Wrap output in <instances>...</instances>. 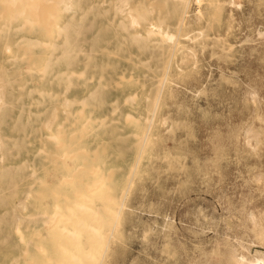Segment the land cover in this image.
<instances>
[{
    "label": "rangeland",
    "instance_id": "rangeland-1",
    "mask_svg": "<svg viewBox=\"0 0 264 264\" xmlns=\"http://www.w3.org/2000/svg\"><path fill=\"white\" fill-rule=\"evenodd\" d=\"M69 1L0 2V264H74L120 203L100 264L264 256V0Z\"/></svg>",
    "mask_w": 264,
    "mask_h": 264
},
{
    "label": "bare ground",
    "instance_id": "bare-ground-1",
    "mask_svg": "<svg viewBox=\"0 0 264 264\" xmlns=\"http://www.w3.org/2000/svg\"><path fill=\"white\" fill-rule=\"evenodd\" d=\"M2 1L5 3V4H8L9 6V8L8 9H11V8H20L19 9V11H16V12H19V13H22V12H29L30 10L29 9H31L32 11H34V10H36L39 6H40V4H41V1H43V0H0V2L2 3ZM47 1H50V0H46V2ZM122 1V4H126V3H128L129 2V0H121ZM179 1V4L181 5V7H183V8H185V5H186V2H187V0H178ZM196 2L198 3H200L201 2V0H196ZM232 2H233V0H232ZM236 2V1H235ZM234 3V2H233ZM236 4H238L237 2H236ZM53 5L54 6H57V5H60L61 7H62V9H64V10H69V9H71V4H70V1L69 0H53ZM114 5V4H113ZM45 8V7H44ZM3 9V8H2ZM41 9V8H40ZM50 9V8H49ZM152 9V8H151ZM29 10V11H28ZM52 10V9H51ZM196 10H197V8H196ZM1 11V10H0ZM15 11V10H14ZM16 12H12L13 13V16H14V14L16 13ZM34 13H35V15H37V13L36 12H32L31 13V15L30 16H32V18L33 17H35L34 16ZM136 13V12H135ZM184 13V12H183ZM2 14V13H1ZM43 14V13H42ZM127 14H128V12H127ZM9 15V14H8ZM52 16H53V14H51ZM51 15H49V16H51ZM12 16V17H13ZM43 17H44V15H43ZM137 17H142L141 16V14H137V15H131L130 16V21H132V22H134L135 24H136V22H137ZM24 18V17H23ZM31 18V19H32ZM40 18V17H39ZM49 18H51V17H49ZM26 19V18H25ZM36 22H38L37 20H36V18L34 19ZM34 20H32V22L34 21ZM51 20V19H50ZM50 20H47V22H49ZM26 21V20H25ZM131 22V23H132ZM24 23V22H23ZM29 23V22H28ZM45 24H47V23H45ZM22 25V24H21ZM56 25L57 26H59V29H66L67 27H68V24L66 23L65 25H60V24H58V23H56ZM137 25V24H136ZM45 26V25H44ZM17 27V26H16ZM46 27H48V24L46 25ZM178 30V29H177ZM264 32V31H263ZM145 33H147V34H152V33H158V34H162V36L165 38V39H168V40H171L172 38H173V36H175L174 35V33L173 32H171V31H169V30H167V29H163L162 27H161V23H155V22H152V21H149L148 22V24H147V27H146V30H145ZM136 34V33H135ZM137 35V34H136ZM139 36V35H138ZM183 36H186V35H183ZM20 38V37H19ZM32 38H34V37H32ZM34 39H36V37L34 38ZM174 39H175V37H174ZM38 40V39H37ZM174 41V40H173ZM42 43H43V41H42ZM46 42H44V44H45ZM50 44H52V43H50ZM173 45V44H172ZM173 48V47H172ZM7 49V48H6ZM172 51V50H171ZM170 51V52H171ZM53 53V52H52ZM169 56H170V53H169ZM168 56V57H169ZM47 59V58H46ZM49 62V61H48ZM167 63H168V60H167ZM193 64V63H192ZM168 65V64H167ZM167 67V66H166ZM165 70V69H164ZM40 71V70H39ZM165 72V71H164ZM36 73V72H35ZM71 73V72H70ZM72 73H74L73 71H72ZM83 73V72H82ZM78 74H81V73H78ZM78 74H77V76H78ZM163 76H164V74H163ZM160 78V77H159ZM163 78V77H162ZM160 80V79H159ZM33 81V80H32ZM36 81V80H35ZM34 81V82H35ZM162 82V80L160 81V83ZM33 83V82H32ZM35 84H37V83H35ZM156 84H158L159 85V81L156 83ZM161 84H163V83H161ZM31 85V84H30ZM162 86V85H161ZM156 87H157V85H156ZM158 89V88H157ZM158 92H160L159 90H158ZM197 92V91H196ZM92 95V94H91ZM156 95H157V93H156ZM133 96V95H132ZM132 96H130V98L132 99ZM129 97V96H128ZM153 97V96H152ZM156 97V96H155ZM159 96L157 95V98H158ZM129 98V99H130ZM154 98V97H153ZM156 98V99H157ZM154 100V99H153ZM82 101V100H81ZM78 103H79V101H78ZM153 103H154V105H156L155 103L156 102H154L153 101ZM153 105V104H152ZM154 107V106H153ZM155 108V107H154ZM116 109V108H115ZM79 111L80 110H78V113H79ZM152 111H154V109L153 110H151V112ZM81 112V111H80ZM126 114V113H125ZM153 115V114H152ZM151 116V115H150ZM124 118H126V117H124ZM128 118V117H127ZM152 118V117H151ZM88 118H86L85 119V121L87 120ZM146 119V118H145ZM145 119H144V121H145ZM149 119V118H148ZM177 122V121H176ZM149 123V122H148ZM150 123H151V120H150ZM83 124V123H82ZM44 125V124H43ZM81 127V126H80ZM148 128V127H147ZM146 128V129H147ZM57 129H58V127H57ZM47 130H48V128H47ZM147 133V132H146ZM58 134V133H57ZM145 134V133H144ZM133 135H135V134H133ZM49 136V135H48ZM48 136H46V138L48 137ZM51 136V135H50ZM90 136V135H89ZM145 136V135H144ZM137 137V136H136ZM140 137H142V134H141V136ZM138 138V139H142L143 141H144V139L143 138ZM51 137H48V139H50ZM145 138V137H144ZM52 139L54 140V137H53V135H52ZM138 141V140H137ZM60 143V142H59ZM143 143V142H142ZM57 145V144H56ZM55 146V145H54ZM58 146V145H57ZM56 148V147H55ZM63 153H64V150L62 151ZM138 154H139V151L137 152ZM62 156H63V154L61 155V158H62ZM68 157V156H67ZM60 158V157H59ZM137 158V157H136ZM135 165V164H134ZM133 165V166H134ZM79 167V166H78ZM132 170V169H131ZM33 174V173H32ZM127 175V174H126ZM131 175V174H130ZM102 176V175H101ZM66 178H68V177H66ZM71 178V177H70ZM102 178V177H101ZM101 178H98V180L99 179H101ZM60 180H62V176H61V179ZM68 181V180H67ZM77 183V182H76ZM93 185H96V182L93 180ZM78 185V184H77ZM76 186V185H75ZM95 186H93V188H94ZM92 188V187H91ZM90 189V188H89ZM88 190V189H87ZM86 189H85V191H87ZM242 190V189H241ZM125 191V190H124ZM241 192V191H240ZM247 192V191H246ZM251 192H252V190H251ZM74 193V192H73ZM78 194V193H77ZM234 194V193H233ZM240 194V193H239ZM242 194V193H241ZM85 196V197H84ZM82 200H84V201H81L80 203H78L77 205H76V203L74 202L73 204H74V207H75V210L73 211V212H79V211H86L87 209H88V207H87V205L85 204V201L86 200H88L87 198L89 197V194H85V195H82ZM123 197V196H122ZM106 198V197H105ZM109 198V197H108ZM237 198V197H236ZM122 199V198H121ZM107 200H109V199H107ZM77 202V201H76ZM18 205H20V204H18ZM116 204H114L113 205V207L109 210V212L111 211V214L110 215H107V217H103L100 221H99V223L98 224H94V223H92L90 220H89V218H90V214L91 213H93L92 211H90L89 209V212H91V213H89V218H88V220L85 218V225H86V230L88 231V232H90V233H92L94 236L93 237H97L96 239H92V238H90V240L89 239H87V240H85V242H84V246H83V242L80 244V242H79V240H77L76 238H74L73 239V236L72 237H70V239H73V240H71L72 241V246H71V249H70V251H71V253H72V250H74V252H76V251H78L79 249H84L85 251H86V253H82V257H79L78 259L76 258V256H73V255H71L70 253L68 254V260L71 258V256L73 257L72 259H74V257H75V260H74V264H100L101 263V261H102V259H103V257L105 256V254L108 252V248L109 247H107V246H105L104 248H101V244H102V242H103V237L105 236V234H106V232L103 234V236H102V232H103V229H105V225L107 224V223H109L108 221H110V224H113L115 221H113V219H111V218H116L117 217V215H118V211H119V207L120 206H122V203H120V205L118 204V206H115ZM21 206V205H20ZM77 206V207H76ZM248 206V205H247ZM54 207H55V205H54ZM106 209H107V207H105ZM65 209H66V206H65ZM104 209V208H103ZM242 209V208H241ZM239 210V209H238ZM243 210V209H242ZM46 213V208H40L39 209V212L38 213H35V214H42L43 216H44V214ZM70 213H71V211L69 212V214L68 215H70ZM82 213V212H81ZM34 214V215H35ZM56 214H58V213H55L54 212V214H53V212H52V214L50 215V217H54V218H52L51 219V224L53 225L54 223H56V218H55V215ZM33 216V215H32ZM96 216V215H95ZM28 217V216H27ZM65 218H66V216H64ZM63 217V218H64ZM96 218V217H95ZM48 219V218H47ZM62 219V218H61ZM245 219V218H244ZM112 220V221H111ZM46 220H44V222H43V224H46L47 225V222H45ZM72 222H73V227H76L75 228V230H77V227H78V229H79V227H82L83 225H82V223H81V225L82 226H80V224L78 223V222H74L73 220H72ZM112 222V223H111ZM50 224V223H49ZM48 224V225H49ZM47 225V226H48ZM78 225V226H77ZM117 226V225H116ZM18 227V225L17 224H15L14 225V228H16L17 230H19V228H17ZM63 227V226H62ZM60 228V230L62 229V230H66L64 227V229L63 228ZM72 228V227H71ZM249 229V228H248ZM247 229V230H248ZM73 230H74V228H73ZM15 231V230H14ZM68 231V230H67ZM67 231H65V232H67ZM62 232V231H61ZM64 232V231H63ZM68 232H70V231H68ZM73 232V231H72ZM71 232V233H72ZM99 232H100V234H101V237H100V235H99ZM109 232V231H108ZM248 232H249V230H248ZM250 232H251V229H250ZM17 233V232H16ZM60 233V232H59ZM71 233H69V235H72ZM97 233H98V235H97ZM67 234V233H66ZM108 234V239L110 240L114 235H113V233H107ZM145 234V233H144ZM143 234V235H144ZM21 237V236H20ZM254 243V242H253ZM80 244V245H79ZM255 244V243H254ZM106 245V244H105ZM247 246V245H246ZM107 247V248H106ZM38 250H40V248H38ZM62 251H63V249H61ZM22 252H24V251H22ZM247 252V251H246ZM250 253V252H249ZM255 253V252H254ZM53 259H55V255L54 254H52L51 256H50V263H47V264H51V262H53ZM232 259L234 260V263L235 264H264V256H262V255H258V254H255V255H247L246 253H244V252H242V251H238V252H234L233 253V255H232ZM8 264H18V262H17V259H16V256L15 255H12L11 256V258H10V261H9V263Z\"/></svg>",
    "mask_w": 264,
    "mask_h": 264
}]
</instances>
